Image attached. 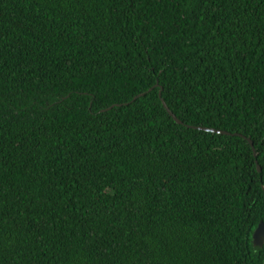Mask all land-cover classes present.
<instances>
[{
	"label": "trees",
	"instance_id": "obj_1",
	"mask_svg": "<svg viewBox=\"0 0 264 264\" xmlns=\"http://www.w3.org/2000/svg\"><path fill=\"white\" fill-rule=\"evenodd\" d=\"M259 222L264 0H0V264H262Z\"/></svg>",
	"mask_w": 264,
	"mask_h": 264
},
{
	"label": "water",
	"instance_id": "obj_2",
	"mask_svg": "<svg viewBox=\"0 0 264 264\" xmlns=\"http://www.w3.org/2000/svg\"><path fill=\"white\" fill-rule=\"evenodd\" d=\"M159 98L160 101L162 103V106L164 107L165 112L167 113V115L176 123V124H180L178 120L175 119V117L169 112V110L166 108L164 101L161 99V93H159ZM197 130H201V131H205V132H209L212 134H218V135H225V136H229L228 133L223 132V131H217V130H213V129H206V128H195ZM238 136V135H236ZM242 139H244L248 146L251 149L252 152V156L254 157V151L252 148V144L248 139H245L243 137H241ZM255 170L258 173L259 172V167L258 165L255 163ZM251 245L252 247H257V248H262V246H264V225L259 222L255 229L253 230L252 234H251ZM262 264H264V256H263V261Z\"/></svg>",
	"mask_w": 264,
	"mask_h": 264
}]
</instances>
